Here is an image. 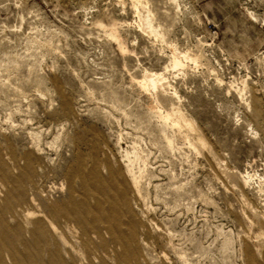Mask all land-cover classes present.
Here are the masks:
<instances>
[{"label": "rangeland", "instance_id": "obj_1", "mask_svg": "<svg viewBox=\"0 0 264 264\" xmlns=\"http://www.w3.org/2000/svg\"><path fill=\"white\" fill-rule=\"evenodd\" d=\"M0 264H264V0H0Z\"/></svg>", "mask_w": 264, "mask_h": 264}, {"label": "bare ground", "instance_id": "obj_2", "mask_svg": "<svg viewBox=\"0 0 264 264\" xmlns=\"http://www.w3.org/2000/svg\"><path fill=\"white\" fill-rule=\"evenodd\" d=\"M176 65H177V63H176ZM161 80V79H160ZM162 81V80H161ZM153 85L152 86H157V84L154 82V81H150Z\"/></svg>", "mask_w": 264, "mask_h": 264}]
</instances>
